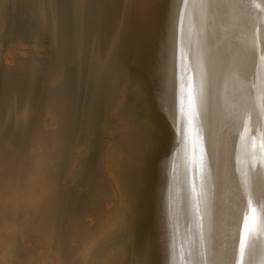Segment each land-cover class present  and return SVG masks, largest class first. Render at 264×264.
<instances>
[{
    "label": "bare ground",
    "instance_id": "6f19581e",
    "mask_svg": "<svg viewBox=\"0 0 264 264\" xmlns=\"http://www.w3.org/2000/svg\"><path fill=\"white\" fill-rule=\"evenodd\" d=\"M153 2L170 11L167 19H155ZM195 4V0H0V47H4L0 51V227L41 226L44 216L53 214L52 235L61 236L65 247L63 254L55 256L51 264H126L124 248L108 240L135 218L147 220L148 230L152 220L160 216L162 202L158 195L163 187L162 176L153 183L154 190L150 186L149 198L136 190L135 195H141L142 203L135 211L130 204V193L113 169L108 134H117V139L135 158L138 169L144 168L150 156L160 154L173 160L171 170L167 168L171 175L181 172L187 175L189 186L179 196L180 208L167 211L166 219L172 225L175 221L178 224L186 222L188 227L214 240L222 238L229 226L238 228L249 223L252 213L233 176L244 165L249 168L247 179L252 184V196L264 201V117L256 119L257 135L254 137L251 136L253 126L248 129L249 125L244 127L236 122L233 127L227 120L229 102L240 94L239 78L258 77L264 68V0H207L201 13L190 18L179 14L183 8L188 12ZM106 10L107 17L104 16ZM92 24L99 26L102 43L94 54L98 68L84 66L80 55L81 48L91 41L87 33ZM29 27L31 33L27 32ZM155 36L157 39L166 36L168 41L161 52H170L176 57L166 64L176 81L187 80L188 71L183 69L198 70L201 89L194 106L198 115L205 116L209 103L213 102L216 108L217 119L211 130L217 132L218 137L205 142L196 135L191 139L187 132L193 154H180L177 161L175 152L169 148L171 137L165 129L158 130L155 126L148 132L140 131L139 123L119 116L115 106L120 105V101L113 98L104 75V71L113 67L119 75L128 77L124 64L139 53L146 59L153 56L144 50ZM34 37L36 40L27 42V38ZM149 52L155 54L157 51ZM66 62H73L75 66L82 64L73 82L91 85L94 110L103 123L100 122L101 130L95 133V151L78 160L70 187L87 189L79 199L92 219L63 222L62 209L57 202L61 200L63 181L74 166L76 155L69 137L81 128L89 132V113L78 108L74 100L54 96L58 128L55 132L44 133L34 123L45 113L37 107L34 111L31 106L39 99L35 92H43L39 84L56 85L60 78L56 68ZM225 77L227 79H223ZM260 84L255 95L264 100L263 80ZM132 93L136 102L142 100L137 89ZM179 108L182 110L183 106ZM62 109H66L63 115ZM117 158L120 160L119 154ZM180 210L181 216L184 215L182 219L178 218ZM263 233L264 226L249 228L236 239V246L238 242L247 245L251 240L248 256L243 261L224 255L228 248L216 249L211 259L215 264H264V248L260 241ZM142 245L135 256L148 259ZM7 251L1 250L0 264H14L9 259L13 252ZM157 261L162 264L164 259ZM20 264L28 263L21 261Z\"/></svg>",
    "mask_w": 264,
    "mask_h": 264
},
{
    "label": "rangeland",
    "instance_id": "374dc122",
    "mask_svg": "<svg viewBox=\"0 0 264 264\" xmlns=\"http://www.w3.org/2000/svg\"><path fill=\"white\" fill-rule=\"evenodd\" d=\"M206 1L207 0H195L196 4L192 6V9L186 12L185 8H183L181 10V13L179 14H181L182 17L184 16L186 18H190L197 13H201L202 8L204 7ZM153 3H154V7H153L154 10L152 15L155 16V19L156 20L159 18L163 20L167 19L169 17L170 11L164 10L163 7H161V5H158L155 2ZM147 14H149L148 11ZM108 15L109 13L106 10L104 16L107 17ZM29 25L31 24L29 23ZM30 27L27 29V32L29 33H31L30 31L32 30V28ZM136 27L137 29H139L140 25L137 24ZM90 28L87 33L89 38L91 39V41H89L88 44L89 47L88 45L83 46L80 50V55L83 61L82 64H85L84 66H87L88 68L90 67L98 68V64L97 62H95L94 54H96L99 48L102 46V43L100 41V33L98 29L99 26L96 24H92ZM24 35L26 36L27 34L24 33ZM157 37L155 36L154 39L151 38L150 43L147 45L148 48L146 46L145 47L146 50H144V52L151 54L153 56L146 59L143 54L139 53L138 56L132 58L131 60H128L127 63L124 64L128 72L127 73L128 77L119 75L116 70H113L115 69L113 67H111L112 69L110 68L109 71L106 72L104 71V75H106L105 76L106 81L111 91H113L112 94L113 98L116 101H120V105L115 106L116 111L119 109L117 111L119 113V116L122 119L123 118L131 119L134 122L139 123L140 131L148 132V129L152 130V128H154L155 126H157L155 128H158V130L161 128L165 129L171 137L170 145L172 144V146H170L169 148L173 152H175L174 153L175 159L177 161L178 156L180 154H184L188 152L193 154L190 140L194 139L196 136H198L205 142H212L218 137V133L212 132L211 130L212 125L216 122L217 119L216 108L213 102L209 103L210 106L209 105L207 106L205 116L201 117L200 115H198L197 110H195L194 108L195 102L197 101L196 99H198V96L200 94L199 91L201 89L200 87L201 84L199 82L200 78H198V74H197L198 70L196 68L195 69L193 68L194 70H191L192 69L191 67L186 68L187 70L183 69V71H188L189 76L187 80L184 79L181 82L176 81L175 78L172 76L170 70L166 69V64L174 61L176 57L175 55L173 56V54L170 52H166V51L161 52V49H163L166 44L165 41L168 40H166V36H164L165 38H161V39H157ZM33 39L36 40L35 37L27 38V42L30 43L32 42ZM85 48L87 49V51ZM148 49L151 51L155 50L157 52H155V54L150 53ZM3 50L4 47L3 46L0 47V51ZM160 55L162 57H160ZM154 56H156L157 58ZM93 57L94 59L92 61ZM161 61L162 63H160ZM66 63L67 64L65 63L62 64L61 65L62 67L57 66L58 68H56L58 74H60L59 75L60 78L56 85L42 86L41 83L39 84L43 92L40 91L35 92V96L39 97V99L33 101L31 107H34V111L36 110L37 107V109L43 111L45 115L43 114L42 117H39L40 119L38 120V122L34 124L39 126L44 133L55 132L56 129L58 128V121L55 116L57 111L54 107L53 97L59 96L74 100L78 108H80L81 110L88 111L90 118V121H88V125H90L89 128L91 129H89L88 133L84 131L82 128L78 129V131H75V133L73 131L71 133V136L69 137V141L71 144H73L72 145L73 150L78 145H83L89 150L88 155H90L92 152L95 151V147H96V142L93 143V140L96 141L95 133L101 130L100 122L101 123L103 122L101 121V119L98 120V117L96 116V111L94 110L93 99L91 97V88H92L91 85H86V84L75 85L73 82V79L78 71V67L80 68L82 64L75 66L73 62H66ZM262 64L264 67V61L262 62ZM113 66L117 67V65H113ZM161 66H163L164 68ZM61 68L62 70H60ZM65 69L67 70L69 69V70L66 72ZM258 74H259L258 77H248L243 79L239 78L238 85L240 86L239 88L240 94L236 99L230 100L229 102L230 107L228 111L230 110L231 112L229 111L227 115V120L229 121V124L233 127L236 124V122H241L244 125V127L246 125H249V127H247L248 129H251V126H253L251 130L252 133L251 136H255L256 134V124H255L256 119L259 120L261 117H264V112H263L264 100L263 98L257 99L255 95L257 94L258 90H260L261 88L260 83L262 82V80L264 82V68L261 74L260 73ZM223 79H227V77ZM130 82L133 83L130 86H128V83ZM134 89H137L138 93L142 96L141 101H137V102L135 101L134 93H132ZM248 89L250 91H248ZM123 97L126 98L124 99ZM237 99L239 100L237 101ZM235 100L237 101V103H235L236 102ZM179 106H181V108L183 106L182 110L179 108ZM64 110L66 111V109ZM64 110L63 109L60 110L61 115H63L62 113H64ZM189 112L190 113L192 112L193 114L191 113L192 114L191 115ZM48 116H52V118H55L56 122L52 125H47L46 117ZM195 117L197 121H195L196 120ZM192 118L195 120H193ZM154 123L155 125H153ZM108 129H110V126L108 127ZM187 132L190 134L189 137H191V139L188 138ZM106 136L108 137L107 142H109V147L113 151L112 153L114 160L113 169L115 170L116 175L118 176L124 188L130 193V204L135 211L139 209V206L142 203L141 195L138 196L135 195L136 190L139 192V194L142 191L145 198L146 197L149 198L151 195L149 193L150 186L152 188L153 183L156 181L159 175H161L163 178L161 182L163 187L159 191V195H158L160 202H162L160 208L161 211L158 214L160 216L152 220V224L147 227L148 230L145 227L147 220L145 221L144 219L139 220L138 217L135 218V220H132L131 224H129L127 227L117 231L118 233L122 232L121 235L118 237V239L115 240L112 236L108 240V242H112L113 245L116 246L120 245L121 247L124 248L126 264H157L158 258L164 259L162 264H215V261L211 259V257H214V253H215L214 251L216 249L224 250V248H228L224 253V255L227 256L232 255V258H235L236 260L242 259V261L247 258L249 252L247 250V247L248 245L251 244V240H248L247 245H242L238 242L239 245L236 246V243L238 241V240L236 241V239L241 238L240 235H242V233L244 234V232H246L249 228L264 226V215H263L264 201L261 199L254 198V196H252V192H251L252 184L251 181L250 180L248 181L247 179V173L249 172L248 171L249 168L246 167V165H244L241 168V170L236 172V174L233 176L237 180L235 184L241 187L240 189L245 195L246 202L248 204L247 207L249 213H252L253 217L251 218V221L249 223L245 222L244 226H240L238 228L229 226L222 238H216L214 240H211L209 239L208 236H204V234L200 230H195L193 228L188 227L186 222L178 224V221H175V224L172 225L171 223L168 222V218L166 219L168 210H172V209L174 210L180 208L179 207L180 204L178 202L179 196L181 192L187 191L188 190L187 187L189 186L188 185L189 179L185 173L181 172L179 175L176 176L170 174L169 170H171L173 166L172 159H168V157L162 156L160 154L159 155L157 154L155 156L152 155L149 157V160H147L145 166H143L144 168L138 169L137 162L135 158H133V156L131 155L129 148L126 145H124L122 142H120L115 135L108 134ZM89 139L91 141H89ZM74 153L76 154L75 150ZM117 153L119 154L120 160H118L117 158L118 157ZM119 161L120 164L118 163ZM117 164H119V166ZM158 169L161 171L159 172ZM67 175L65 176V178L67 177ZM74 177H75V173H74ZM73 182H74V178L68 185L66 186L63 185L64 190L62 191L61 200L59 199L57 202V205L60 208V210L62 209L60 213L62 217V221L63 222L75 221V219L78 218H85V220H90L87 218L90 212H88L85 209L82 200L79 199L80 197L84 196L87 193V189H85L82 186L71 189L70 187L73 184ZM152 189L154 190V187ZM78 202H80V204ZM179 212H180V216H178V218L182 219L181 217L184 216V215L181 216L183 212L181 210ZM53 221H54L53 214H48L47 216H44V219L42 220L41 223L42 227L40 225H35L31 227L19 226L14 229L0 227V252L1 250L3 253H8L7 250L12 251L13 254L9 255V259L14 264L15 262L21 263V261L26 262L28 264H51L55 256H60L63 254L65 247V241L61 236L55 234L54 236L52 235L53 233L52 223H54ZM137 223L139 224L137 225ZM35 232L37 235L35 234ZM263 236L260 239V241L264 248ZM48 238L51 239L48 240ZM51 243H54L53 245L55 246H53ZM142 244H144L143 248L147 252L146 254L148 256V259L142 256H135V252L138 251L137 250L138 248L143 246Z\"/></svg>",
    "mask_w": 264,
    "mask_h": 264
},
{
    "label": "water",
    "instance_id": "95a60500",
    "mask_svg": "<svg viewBox=\"0 0 264 264\" xmlns=\"http://www.w3.org/2000/svg\"><path fill=\"white\" fill-rule=\"evenodd\" d=\"M0 59H2L1 57H0ZM141 69V68H140ZM133 82H130V83H128V86H130L131 84H132ZM46 121H47V125H52V124H54L56 121H55V118H52V116H48V117H46ZM263 131V130H262ZM252 134V133H251ZM257 135V130H256V134H255V136ZM264 135V134H263ZM115 136H117V134L115 135ZM252 137H254V136H252ZM75 151H76V155H75V157L73 158V160H74V166H72L71 167V172H70V174H68L67 175V177L64 179V183H63V185H68L72 180H73V178H74V172L76 171V168L78 167V160L81 158H85L86 157V155L88 156V154H89V150L85 147V146H83V145H78L76 148H75ZM124 201V200H123ZM129 211V213H131L132 211H130V210H128ZM87 218L88 219H92L91 218V215L89 214L88 216H87ZM121 233L122 232H120V233H115L114 235H113V238L116 240V239H118V237L121 235Z\"/></svg>",
    "mask_w": 264,
    "mask_h": 264
}]
</instances>
